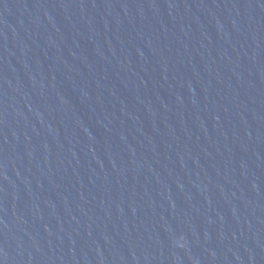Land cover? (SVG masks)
Instances as JSON below:
<instances>
[{
  "label": "water",
  "instance_id": "1",
  "mask_svg": "<svg viewBox=\"0 0 264 264\" xmlns=\"http://www.w3.org/2000/svg\"><path fill=\"white\" fill-rule=\"evenodd\" d=\"M0 264H264V0H0Z\"/></svg>",
  "mask_w": 264,
  "mask_h": 264
}]
</instances>
